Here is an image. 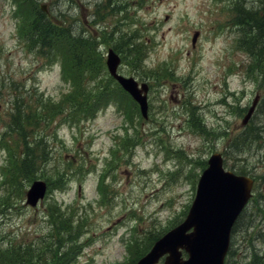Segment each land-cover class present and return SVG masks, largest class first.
Segmentation results:
<instances>
[{
  "label": "rangeland",
  "instance_id": "1",
  "mask_svg": "<svg viewBox=\"0 0 264 264\" xmlns=\"http://www.w3.org/2000/svg\"><path fill=\"white\" fill-rule=\"evenodd\" d=\"M15 1L0 0V200L15 192L8 170L23 150L41 167L21 166V180L39 176L51 185L36 207L19 201L0 208V246L2 239L31 240L46 251L62 231L55 250L67 248L66 264H134L184 216L211 153L221 152L227 168L264 175V73L238 45L232 0H112L116 10L105 13L95 5L101 0ZM33 4L45 5L59 29L68 26L85 41L77 59L70 48L59 52L57 39L51 47L31 43L20 25ZM112 28L122 56L132 45L120 73L150 82L146 119L105 69L112 43L100 32ZM94 82L99 103L73 111L68 95L76 88L75 95H94ZM256 93L261 102L252 123L263 127L261 140L240 154L230 139L242 131L243 109ZM43 102L52 120L34 127L26 119L39 117ZM256 184L231 234L227 264H264V181ZM50 203L55 223L48 219ZM45 256L37 264H48Z\"/></svg>",
  "mask_w": 264,
  "mask_h": 264
},
{
  "label": "water",
  "instance_id": "2",
  "mask_svg": "<svg viewBox=\"0 0 264 264\" xmlns=\"http://www.w3.org/2000/svg\"><path fill=\"white\" fill-rule=\"evenodd\" d=\"M196 36L197 32L192 41ZM119 62L117 53L109 49L106 64L110 74L138 102L141 114L146 117L147 85L141 83L138 87L133 77L118 74ZM256 101L257 97L253 99L242 123H246ZM207 163L184 220L158 238L136 264H157L164 254V264H223L231 227L252 194L253 179L224 169L219 152L212 153ZM44 190L43 182L34 181L27 191V202L34 205ZM181 249L186 251V258L181 257Z\"/></svg>",
  "mask_w": 264,
  "mask_h": 264
},
{
  "label": "trees",
  "instance_id": "3",
  "mask_svg": "<svg viewBox=\"0 0 264 264\" xmlns=\"http://www.w3.org/2000/svg\"><path fill=\"white\" fill-rule=\"evenodd\" d=\"M261 3V12L255 9H246L244 4L241 2L237 3L238 11L236 7L235 10V16H234V24L240 28L241 35L238 39V45L239 47L246 51L252 58L253 61L256 62V65L258 66L259 70L263 71L261 73H264V0L259 1ZM56 25L49 16L43 12L40 9L35 8L34 9V15H32L31 19L28 21L27 24V32L29 33L33 43L39 44V46H46L48 47L49 44L50 47L55 44V38L51 40L49 37L52 34H56V32L53 30V28H56ZM63 34V33H62ZM58 35V34H57ZM69 34L64 33L63 38H68ZM60 36L58 35L56 37L57 39V46L62 47V44L60 43L61 40H59ZM73 41H75L74 45L77 47H83L84 42L81 41L78 38H73ZM55 40V41H54ZM67 51V49H63L62 52ZM76 51V50H75ZM81 65V63H79ZM88 70H91L92 67L90 65H86ZM95 84L92 86L93 93L96 92L94 95H75L74 93L77 92V88L69 94V96H72L73 103L78 105H91L92 103H99L100 98L98 94L101 91L100 84H97V82H94ZM73 108L75 106L73 105ZM31 118H29V121ZM252 124V125H251ZM245 130L242 132L236 134L234 137L230 139V145L232 144L236 151H240L239 153L242 154L246 150H249L254 140L258 139V129L261 128L260 126H257V124L251 123ZM28 157V156H27ZM26 157V158H27ZM241 160H244L245 158H240ZM27 159L23 163V167L26 166ZM246 166H240L237 168V172L239 173H246ZM260 180H264V175L260 176ZM264 213V212H263ZM243 213L240 215V217L237 220V223L239 224L240 220L243 217ZM237 226V224H236ZM235 226V227H236ZM33 252L32 250H29L28 247L25 248L23 253L14 254V259L10 258L11 264H18L17 260L25 259L26 263L24 264H30L31 258H32ZM17 256V257H16ZM58 262V264H65L66 262V255L64 257L55 258ZM65 260V261H64ZM22 264V263H21Z\"/></svg>",
  "mask_w": 264,
  "mask_h": 264
}]
</instances>
